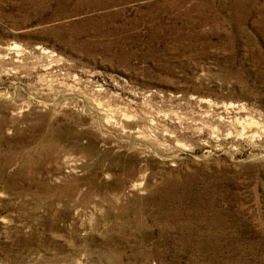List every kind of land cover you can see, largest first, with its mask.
I'll use <instances>...</instances> for the list:
<instances>
[{"label":"rangeland","instance_id":"374dc122","mask_svg":"<svg viewBox=\"0 0 264 264\" xmlns=\"http://www.w3.org/2000/svg\"><path fill=\"white\" fill-rule=\"evenodd\" d=\"M0 264H264V0H0Z\"/></svg>","mask_w":264,"mask_h":264}]
</instances>
